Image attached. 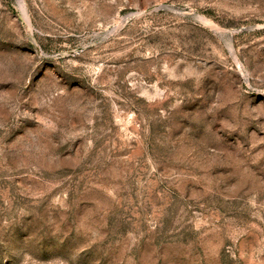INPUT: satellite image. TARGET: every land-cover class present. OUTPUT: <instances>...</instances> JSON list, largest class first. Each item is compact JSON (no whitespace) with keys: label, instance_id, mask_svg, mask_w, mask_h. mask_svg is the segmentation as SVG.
<instances>
[{"label":"rangeland","instance_id":"obj_1","mask_svg":"<svg viewBox=\"0 0 264 264\" xmlns=\"http://www.w3.org/2000/svg\"><path fill=\"white\" fill-rule=\"evenodd\" d=\"M22 1L0 264H264V0Z\"/></svg>","mask_w":264,"mask_h":264},{"label":"bare ground","instance_id":"obj_2","mask_svg":"<svg viewBox=\"0 0 264 264\" xmlns=\"http://www.w3.org/2000/svg\"><path fill=\"white\" fill-rule=\"evenodd\" d=\"M18 1H19V4H20V7L22 8V11L24 12V14H25V16H26L25 6H24L23 1H22V0H18ZM26 19H28V18L26 17Z\"/></svg>","mask_w":264,"mask_h":264}]
</instances>
